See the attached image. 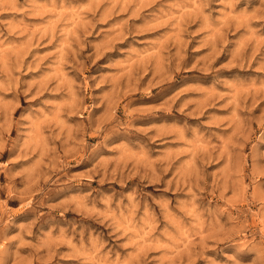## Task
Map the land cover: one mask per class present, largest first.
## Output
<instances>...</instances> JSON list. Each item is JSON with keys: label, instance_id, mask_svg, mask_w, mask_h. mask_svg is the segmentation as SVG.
I'll use <instances>...</instances> for the list:
<instances>
[{"label": "rangeland", "instance_id": "1", "mask_svg": "<svg viewBox=\"0 0 264 264\" xmlns=\"http://www.w3.org/2000/svg\"><path fill=\"white\" fill-rule=\"evenodd\" d=\"M0 264H264V0H0Z\"/></svg>", "mask_w": 264, "mask_h": 264}]
</instances>
